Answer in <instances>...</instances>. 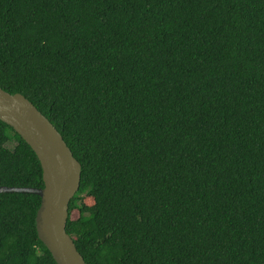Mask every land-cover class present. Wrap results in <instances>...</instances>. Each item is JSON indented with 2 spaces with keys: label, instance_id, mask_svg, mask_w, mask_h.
Wrapping results in <instances>:
<instances>
[{
  "label": "trees",
  "instance_id": "trees-1",
  "mask_svg": "<svg viewBox=\"0 0 264 264\" xmlns=\"http://www.w3.org/2000/svg\"><path fill=\"white\" fill-rule=\"evenodd\" d=\"M0 86L81 163L86 263L264 264V0H0ZM42 171L0 120V186ZM40 202L0 193V264H57Z\"/></svg>",
  "mask_w": 264,
  "mask_h": 264
},
{
  "label": "water",
  "instance_id": "water-1",
  "mask_svg": "<svg viewBox=\"0 0 264 264\" xmlns=\"http://www.w3.org/2000/svg\"><path fill=\"white\" fill-rule=\"evenodd\" d=\"M0 120L31 146L42 166L44 186H0L2 192L38 194L36 229L57 264H88L66 230L69 205L81 182L82 166L54 124L22 93L0 86Z\"/></svg>",
  "mask_w": 264,
  "mask_h": 264
},
{
  "label": "rangeland",
  "instance_id": "rangeland-1",
  "mask_svg": "<svg viewBox=\"0 0 264 264\" xmlns=\"http://www.w3.org/2000/svg\"><path fill=\"white\" fill-rule=\"evenodd\" d=\"M8 145H9V146H12V143H9Z\"/></svg>",
  "mask_w": 264,
  "mask_h": 264
},
{
  "label": "clouds",
  "instance_id": "clouds-1",
  "mask_svg": "<svg viewBox=\"0 0 264 264\" xmlns=\"http://www.w3.org/2000/svg\"><path fill=\"white\" fill-rule=\"evenodd\" d=\"M41 188V187H40Z\"/></svg>",
  "mask_w": 264,
  "mask_h": 264
}]
</instances>
